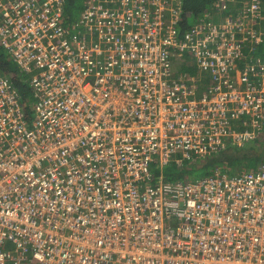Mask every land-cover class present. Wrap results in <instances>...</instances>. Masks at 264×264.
<instances>
[{
	"label": "built area",
	"instance_id": "2783aa9c",
	"mask_svg": "<svg viewBox=\"0 0 264 264\" xmlns=\"http://www.w3.org/2000/svg\"><path fill=\"white\" fill-rule=\"evenodd\" d=\"M179 2L0 0L34 91L30 121L0 72V264H264V165L163 177L264 132L263 0L183 38Z\"/></svg>",
	"mask_w": 264,
	"mask_h": 264
},
{
	"label": "trees",
	"instance_id": "16d2710c",
	"mask_svg": "<svg viewBox=\"0 0 264 264\" xmlns=\"http://www.w3.org/2000/svg\"><path fill=\"white\" fill-rule=\"evenodd\" d=\"M222 0H180V19L177 24L178 37L183 38L196 25L206 23L213 19L217 21L219 15L222 18L228 17V11L232 8V12H238L240 7L248 4L250 0H234L229 4L225 11H217L216 5ZM264 4V0H263ZM84 5V0H65V12L69 23L79 19L80 11ZM239 6V7H237ZM258 26L262 33V41L255 45L252 52L254 59L264 56V8L262 16L259 19ZM0 47V72L11 79L18 90L27 118L31 121L33 110L29 101L33 102L34 91L29 82L28 75L20 70L17 66L12 70V64L7 60L5 54ZM186 63L180 67L181 73L196 75L199 71H195L197 64L191 58L188 60L183 57ZM11 71L14 73L10 74ZM235 146V147H234ZM252 163V164H251ZM251 164V165H249ZM264 165V132H256V134L247 140L243 145L228 144L223 149L200 157H193L186 160L183 164L176 162L170 163L164 167V180L170 182H187L201 180L216 173L232 177L241 173L256 172ZM247 166L249 167L247 170ZM157 175L160 170L154 169Z\"/></svg>",
	"mask_w": 264,
	"mask_h": 264
},
{
	"label": "rangeland",
	"instance_id": "374dc122",
	"mask_svg": "<svg viewBox=\"0 0 264 264\" xmlns=\"http://www.w3.org/2000/svg\"><path fill=\"white\" fill-rule=\"evenodd\" d=\"M2 51V53L3 54H5V56H6V58H7V60L8 61H10V63L12 64V70L14 71L15 69H16V67H17V64L15 63V61L13 60V58H12V56L6 51V50H1ZM13 71H11V73L10 74H12V73H14ZM195 71H199V67L198 66H195ZM31 104V99H30V101H29V105ZM31 114H33V112L31 113ZM33 116H34V114L32 115V118H33ZM34 120V119H33ZM235 147V146H234ZM252 164V163H251ZM251 164H249V165H251ZM249 167L247 166V170H249L248 169ZM156 172V171H155Z\"/></svg>",
	"mask_w": 264,
	"mask_h": 264
}]
</instances>
